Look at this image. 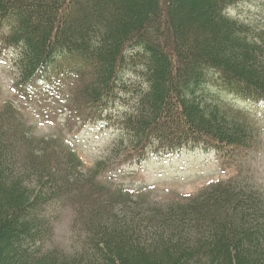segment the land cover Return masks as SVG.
<instances>
[{
	"label": "trees",
	"instance_id": "trees-1",
	"mask_svg": "<svg viewBox=\"0 0 264 264\" xmlns=\"http://www.w3.org/2000/svg\"><path fill=\"white\" fill-rule=\"evenodd\" d=\"M241 1L0 0L15 86L59 68L81 126L117 129L85 173L74 152L57 153L62 137L36 138L13 100H0V264H264V195L236 178L200 198H138L141 215L115 209L129 191L92 177L152 154L202 147L228 157L258 144L254 116L211 93L264 103V29L231 15ZM69 195L83 224L71 252L49 245V206Z\"/></svg>",
	"mask_w": 264,
	"mask_h": 264
},
{
	"label": "rangeland",
	"instance_id": "rangeland-1",
	"mask_svg": "<svg viewBox=\"0 0 264 264\" xmlns=\"http://www.w3.org/2000/svg\"><path fill=\"white\" fill-rule=\"evenodd\" d=\"M230 12L264 29V0H242L231 7ZM11 55L10 49L0 52V100H13L23 114L25 127L31 128L36 138L43 137L47 141L62 137L64 144L57 149V153L65 154L67 149L74 152L83 161L86 173L108 153L116 127L100 119L81 126V119L71 114L67 107L69 78L59 74V68L54 69V73L39 74L29 85L17 88V74L11 67L14 63ZM211 93L221 102L240 110L246 109L254 116L259 124L256 126L261 131L259 143L250 150H233L227 159L213 150L195 147L184 149L180 154H152L141 163L129 160L122 165L111 166L108 173L99 178L96 174L92 177L129 191L124 202L117 203L115 209L131 212L136 206L143 215L144 210L137 206L138 198L156 206L176 198H200L212 184L232 177L242 187L264 195V106L226 93L216 86H213ZM79 200L69 195V198L49 206L48 214L56 222L50 246L71 252L78 245L83 235V224L77 221ZM50 234L51 231L48 232Z\"/></svg>",
	"mask_w": 264,
	"mask_h": 264
}]
</instances>
